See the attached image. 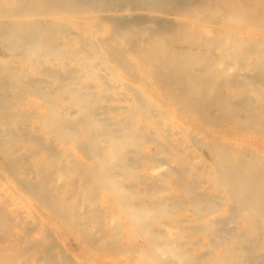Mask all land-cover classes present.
<instances>
[{
  "label": "bare ground",
  "instance_id": "bare-ground-1",
  "mask_svg": "<svg viewBox=\"0 0 264 264\" xmlns=\"http://www.w3.org/2000/svg\"><path fill=\"white\" fill-rule=\"evenodd\" d=\"M260 32L264 0H0V264L62 260L18 178L98 250L264 264Z\"/></svg>",
  "mask_w": 264,
  "mask_h": 264
},
{
  "label": "rangeland",
  "instance_id": "rangeland-1",
  "mask_svg": "<svg viewBox=\"0 0 264 264\" xmlns=\"http://www.w3.org/2000/svg\"><path fill=\"white\" fill-rule=\"evenodd\" d=\"M99 30V29H98ZM100 31V30H99ZM111 32V31H110ZM113 32V31H112ZM111 32V33H112ZM104 33V32H103ZM259 34H264V33H259ZM108 35H111V34H108ZM108 37V36H107ZM111 37V36H110ZM186 45V44H185ZM1 46V45H0ZM2 47V50H3V52H2V50H1V48H0V54H1V56H5V55H7L9 52H7V50L4 48V46L2 45L1 46ZM195 47V46H194ZM193 46L191 47L190 46V48H192V50H189V52H188V49L186 50L188 53H190V51L192 52V53H194V52H199V50L201 49V48H199L198 49V51H197V48H194ZM4 48V49H3ZM202 48H205V47H202ZM206 49V48H205ZM203 50V49H202ZM202 50H200V52L202 53L203 51ZM7 53H6V52ZM194 51V52H193ZM206 50H204V52H205ZM208 51V50H207ZM200 52H199V54H200ZM2 53L4 54V55H2ZM10 54H8L7 56H9ZM0 56V59H4L3 57H1ZM5 59H6V56H5ZM1 61V60H0ZM4 61V60H3ZM2 63V62H1ZM246 70H248L247 72H246ZM246 70H243V71H241V72H246V73H248V74H250L251 72H250V70L251 69H246ZM252 71V70H251ZM235 73V72H234ZM252 73H253V71H252ZM244 74L245 73H242V76H244ZM128 74H125L124 73V77H126V80H129V81H132V83H135V84H140L141 83V81L140 80H138V79H133V78H131V77H129V76H127ZM250 75H252V74H250ZM143 82V81H142ZM143 83H145V82H143ZM146 84H148V83H146ZM152 88H149L148 87V91L149 92H151L153 95H158L159 94V92H154V91H152L151 90ZM162 89V88H161ZM194 127H200V125H199V123L197 124V125H194ZM233 129L232 128H230L229 129V134H231L232 136H234V134H233ZM235 133V132H234ZM239 139H241V142L242 143H247V144H249L250 146H253L254 147V145L256 144L255 143V141H253L254 143L253 144H250L249 143V141L247 140V139H245V138H239ZM205 151V150H204ZM206 152V151H205ZM204 152V153H205ZM206 154V153H205ZM0 171L2 172V168H1V166H0ZM13 175V174H12ZM14 176V175H13ZM13 178L14 177H12V180H13ZM15 179H17V178H15ZM18 182H17V180L16 181H14L15 182V184H16V182H17V187H18V189H19V191L22 193V194H25V195H27L28 197H29V199L32 201V203H33V208L35 209V212H36V214H38L39 216H41V217H43L45 220H46V222H47V224H48V226H49V230L50 231H52L53 232V234L54 235H52V236H55L56 237V240L58 241V243H61V245H62V247L65 249H63V251L65 252V253H67L68 254V257L66 256L67 254H65V257L66 258H64V257H62V256H64V255H62L64 252H62V247H61V249H60V256H61V258L60 259H62V260H59V258H58V256L57 255H59V253L56 255L57 256V258H58V261H60L61 263H59L58 261L56 262V264H64L65 262H66V260H67V258H68V260L67 261H71L72 259H74V260H72L71 262L73 263V261H74V263L73 264H79L80 262L82 263V264H138L140 261H138V258H135L134 259V257H133V255H131V257H130V254H124L125 256L123 257L121 254H123L124 252H121V254H115L118 250H115L114 252H112L113 250H114V248L112 247L113 245L110 243L109 244V246H110V248L112 249H109V246H106V249H104L105 248V246H103V245H99V247H100V250H98L99 248H98V246H96L95 244H94V240L96 241V239H94V238H96V237H94L95 235H93L92 237H94V238H92L91 240V243H85V242H88V241H90V239L89 238H86V235L83 233L82 234V230H81V228H79V226H78V228L79 229H77V228H75V226H74V224L75 225H77L78 223V221H77V218L76 217H72L71 219H73V222H74V224H71V222L70 221H72V220H70V217H69V219H67L68 218V216H67V218H64V222L62 221V220H60V219H62V218H59V217H56L57 215L55 214V215H53V214H51V212L49 211H47L48 209L47 208H45L44 207V205L42 206V205H40L41 203H36V197L34 196L35 195V193L33 194V192H32V194H30L31 196H34L36 199V201L34 200V199H32V198H34V197H31L28 193H25L23 190H21V185L19 186L18 184H20L19 182H21L20 181V179L18 178ZM22 180V179H21ZM23 182V181H22ZM22 184V183H21ZM26 185V184H25ZM26 189L27 188V185H26V187L24 186V182H23V186H22V189ZM28 192L29 193H31V191H29V189H28ZM44 207V209L42 208V207ZM84 207V206H83ZM86 207V206H85ZM45 209H47V210H45ZM84 209V208H83ZM86 210V209H85ZM84 210V211H85ZM190 213H192V211H187V212H183V213H180L181 215H178V217H181V216H190L191 214ZM186 214V215H185ZM67 219V222H65V220ZM76 219V220H75ZM52 220V221H51ZM75 220V221H74ZM72 222V223H73ZM76 222V223H75ZM65 223H68V224H65ZM71 224V225H70ZM54 225V226H53ZM67 225V226H66ZM73 225V226H72ZM124 225H126V224H124ZM123 225V226H124ZM70 226V227H69ZM126 226H128V225H126ZM56 227V228H55ZM73 227V228H72ZM75 228V229H74ZM58 229V230H57ZM76 229H77V231H76ZM110 229V228H109ZM123 229H125V227H123ZM81 230V231H80ZM128 230V229H127ZM125 231H126V229H125ZM52 232H51V234H52ZM127 232V231H126ZM126 232H123L124 234H122L123 236L124 235H126L127 236V234H125ZM129 232V231H128ZM127 232V233H128ZM50 233V232H49ZM75 234L74 236H73V234ZM101 233V232H100ZM100 233H98L99 235H100ZM103 233V232H102ZM101 233V234H102ZM50 234V235H51ZM104 235V238H105V233H103ZM130 236H131V233H128ZM79 235V236H78ZM97 235V234H96ZM122 235H120V236H122ZM128 235V236H129ZM52 236H51V238H52ZM77 236H78V238H77ZM83 236V237H82ZM127 236V237H128ZM129 236V237H130ZM54 237V238H55ZM88 237V236H87ZM101 237H102V235H101ZM76 238V239H75ZM83 238H85L86 240H88V241H86L85 239H83ZM122 238H125V237H122ZM122 238H120L119 237V239H118V241H114V242H116V243H118L119 244V240L121 239L122 240V242L124 241V240H126V242H128V240H127V238L126 239H122ZM107 239V236H106V238H105V240H103V238H102V240H103V242H105V244H106V241L107 242H109L110 240H106ZM132 239V238H131ZM54 240V244H56V242H55V239H53ZM52 240V241H53ZM121 240H120V243H121ZM130 240V239H129ZM133 240V239H132ZM131 240V241H132ZM51 241V242H52ZM84 241V242H83ZM102 241H100V243H98V244H102L101 243ZM113 242V244L114 245H118V244H115ZM125 242V243H126ZM134 242L135 243H138L139 241H138V239H134ZM53 243V242H52ZM51 243V244H52ZM89 244H90V246H89ZM91 244H93V245H91ZM104 244V243H103ZM59 245V244H58ZM58 245H54V246H58ZM60 245V246H61ZM106 245H108V244H106ZM119 245H124L125 246V244L123 243V244H119ZM200 245H204V243H201ZM52 246H53V244H52ZM53 246V247H54ZM93 246V247H92ZM103 246V247H102ZM205 246V245H204ZM56 247H54L55 248V250L57 249H59V246H58V248H56ZM92 247V248H91ZM95 247V248H94ZM115 248H117L116 246H114ZM121 248H122V246H120ZM120 247H118V248H120ZM190 247H191V245H190ZM193 247V246H192ZM97 248V249H96ZM103 248V249H102ZM197 251H200V250H205L206 251V247H199V246H197V247H194ZM198 248V249H197ZM92 249H93V251H92ZM98 250V251H96V250ZM102 249V250H101ZM109 250V251H108ZM90 251V252H89ZM56 252V251H55ZM58 252H59V250H58ZM71 252V254H69ZM92 252V253H91ZM94 252V253H93ZM101 252H103V253H101ZM110 252H111V254H110ZM119 253H120V250L118 251ZM117 252V253H118ZM38 253H39V251H38ZM42 253V252H41ZM41 253H39V254H41ZM57 253V252H56ZM55 253V254H56ZM102 256V254H104V253H106V254H104L103 256H104V258H101V256L99 255V254ZM94 254H96V255H94ZM109 254V255H108ZM42 255V254H41ZM98 255V256H97ZM121 255V256H120ZM40 256V255H39ZM102 256V257H103ZM109 256V257H108ZM119 256H120V258L121 259H119ZM130 258H129V257ZM36 257H38V254H37V256ZM106 257V258H105ZM107 257L108 258H110V259H107ZM123 257V258H122ZM56 258V259H57ZM112 258V259H111ZM114 258V259H113ZM118 258V259H117ZM133 258V259H132ZM63 259H65L64 261H63ZM105 261H104V260ZM168 259V260H167ZM164 258V262H166L167 264H172L173 262L175 263V261H171L169 258ZM112 260L114 261V262H112ZM123 260H125V262L123 261ZM135 260V261H134ZM75 261H79L78 263L77 262H75ZM131 261H133V262H131ZM138 261V262H137ZM170 262V263H169ZM172 262V263H171ZM173 263V264H174ZM44 264H47V261H46V263H44ZM65 264H71V263H65ZM140 264V263H139Z\"/></svg>",
  "mask_w": 264,
  "mask_h": 264
}]
</instances>
